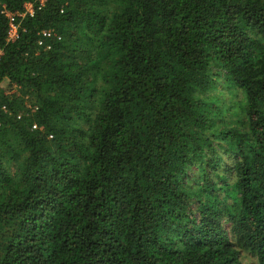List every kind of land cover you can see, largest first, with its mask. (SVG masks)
I'll list each match as a JSON object with an SVG mask.
<instances>
[{"label": "trees", "instance_id": "16d2710c", "mask_svg": "<svg viewBox=\"0 0 264 264\" xmlns=\"http://www.w3.org/2000/svg\"><path fill=\"white\" fill-rule=\"evenodd\" d=\"M5 78L0 264H264V0H0Z\"/></svg>", "mask_w": 264, "mask_h": 264}, {"label": "rangeland", "instance_id": "374dc122", "mask_svg": "<svg viewBox=\"0 0 264 264\" xmlns=\"http://www.w3.org/2000/svg\"><path fill=\"white\" fill-rule=\"evenodd\" d=\"M28 3V2H27ZM31 7V4L29 5ZM16 31L15 28L11 30L12 35ZM0 88L7 90H14L16 89L15 84H11L10 81L5 78L0 82ZM209 94L211 95L208 98V101L210 102V105L213 106V108H210L212 111V122L211 126L214 123V127H217L219 125L226 126L228 123H232L237 125L238 127L242 128L244 120L242 118L244 117L243 113V106L245 104V101L243 99L244 93H242L240 90L235 89L234 87L228 85L226 81H223L221 79L220 83H217L216 87H214ZM219 146L217 148L218 154L222 155L224 157L225 161H222V163H227L230 159L228 158L229 152L226 151L230 148L228 146L229 140L225 139H217ZM201 169H199L198 164H193L192 169L189 176V182L193 183L199 174H201ZM228 178H231L229 176ZM223 192V191H221ZM230 230V233H232V230ZM240 259L243 263L246 264H259L257 256L254 252L250 251L246 248H240Z\"/></svg>", "mask_w": 264, "mask_h": 264}, {"label": "built area", "instance_id": "2783aa9c", "mask_svg": "<svg viewBox=\"0 0 264 264\" xmlns=\"http://www.w3.org/2000/svg\"><path fill=\"white\" fill-rule=\"evenodd\" d=\"M38 1H39V3H43V2H44V0H38ZM29 3L31 4V7H30V6H27V5H29ZM25 10H26V11H29V12H32V11H33V4H32L31 2H28V3L26 2V4H25ZM8 14H9V16H10L9 36H15L16 31L14 32L13 35H12V32H11V30H12L13 28L16 29V24L14 23L13 13L8 12ZM16 30H17V29H16Z\"/></svg>", "mask_w": 264, "mask_h": 264}]
</instances>
